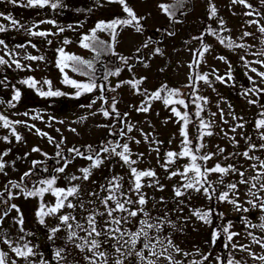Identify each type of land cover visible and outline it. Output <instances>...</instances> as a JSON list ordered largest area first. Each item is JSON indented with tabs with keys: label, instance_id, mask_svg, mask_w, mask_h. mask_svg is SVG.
<instances>
[{
	"label": "rangeland",
	"instance_id": "obj_1",
	"mask_svg": "<svg viewBox=\"0 0 264 264\" xmlns=\"http://www.w3.org/2000/svg\"><path fill=\"white\" fill-rule=\"evenodd\" d=\"M53 1L58 11H36L32 5L17 9L20 0H13L14 4L0 0V59L4 61L0 63V117L9 122L5 127L0 120L3 264H264L260 259L264 257V213L257 215L264 205V126H258L264 120V32L260 31L264 0H129V9L140 19L141 28L133 21L118 23L114 35L103 26L131 20L123 16L125 5ZM174 15L182 16V21H175L176 36L166 31L157 45L146 47L147 42H156L161 28ZM202 32L210 48L194 40ZM217 36L226 42L214 38ZM88 37L101 42L102 51L110 49L108 42H112L121 62L108 88L94 86L85 96H74L83 88L65 86L68 80L63 77H77L69 71L61 74L65 68L58 51L73 53L89 65L91 53L81 47ZM141 48L145 49L142 60L133 64L131 59ZM196 58L200 77L206 80L197 82L192 93ZM164 72L168 79L163 78ZM80 82L78 85L83 84ZM165 89L176 93L169 96L165 92V97L174 98L179 116L154 97ZM17 92L19 97L14 99ZM179 100L185 103L179 104ZM189 115L197 123L189 122L186 130L205 125L214 129V136L203 137L205 153L213 155L211 165L223 161L232 165L228 176L235 174L230 177L235 188H231L229 201L220 220L213 221L216 228L235 234L226 252L202 240L206 224L198 220L199 211L190 207L208 204L209 197L191 191L175 200L172 190L184 187L178 186L181 176L164 175L167 154L182 146L179 118ZM113 128L122 135L119 149L127 145V155L137 158L134 163L131 159L121 167L119 157L104 154L68 164V156L62 154L58 166L63 168L62 174L50 189L46 183L40 185L43 172L49 174L43 165L45 158L71 153L77 146L89 149ZM97 160L99 164L93 166ZM160 161L162 166H158ZM133 168L154 173L140 178L138 191L132 186L136 183ZM83 169H88L87 179ZM72 187L77 192L66 199L60 196L63 206L50 212L58 203L54 191ZM19 192L34 194L21 198ZM109 196L115 198L109 200ZM141 196L143 205L138 202ZM117 200L125 210H115ZM69 203L74 207L69 208ZM205 209L209 215V208ZM109 210H114L112 216ZM132 211L137 215L130 216ZM64 216L69 217L67 222L62 220ZM89 217L95 219L101 235H89ZM114 218L120 223H114ZM116 228L120 231H114ZM137 232L141 235L133 247L131 234ZM25 246L31 254L20 256L14 251H26Z\"/></svg>",
	"mask_w": 264,
	"mask_h": 264
},
{
	"label": "trees",
	"instance_id": "obj_2",
	"mask_svg": "<svg viewBox=\"0 0 264 264\" xmlns=\"http://www.w3.org/2000/svg\"><path fill=\"white\" fill-rule=\"evenodd\" d=\"M7 1H10L11 4L12 3L14 4L13 0H7ZM20 1L21 2H19L18 6L15 5V6H17V9L28 8V6H29L28 1H26V0L25 1L20 0ZM60 1H62V0H60ZM105 1L106 2H113L114 4H117V5L123 4V5L127 6L128 8L130 7L129 6V0H123V3H121L120 0H97V2H100L102 4H104ZM24 2L27 3V5H26L27 7L22 6V5H25V4H23ZM52 5H55V7H53ZM32 7L36 11H40L43 9L47 10V11L48 10L49 11L56 10V9H57V11L59 10V6H57L55 4V1H53V0H48V2L44 6L32 5ZM13 8H15V7H13ZM123 16L131 19V17H129L127 13H125V15H123ZM170 18L171 19H168L169 22L167 23V25H164L161 28L162 33L158 38H156V42H154V41L147 42L146 47H148V46L152 47V46L157 45V43L162 40L164 32H166V31L169 32V35L171 37H173L176 34L174 32L175 31L174 29L177 26V23H175V21H179V19L181 20L182 16H180V15L175 16L174 15V17H170ZM138 20H140V19H136L133 22L135 25H139V28H141L142 23H140ZM115 22H117V20H115L114 23ZM117 31L118 30H116V27L111 29L112 35H114V33H117ZM206 33H208V32H206ZM203 34H205V33L202 32L199 35V37L196 36L194 38V40L197 42H199V41L202 42V44H203L202 47H204L206 45V47L208 46L210 48L211 44L208 41V37L206 34L205 35H203ZM209 36L212 37L210 34H209ZM214 38H217L221 41H225L222 37H219V36L214 37ZM108 43H109L108 45H109L110 49H107V51H102L100 49L101 42H99L97 40H92V39L90 40V37H88V40L84 44L83 43L81 44L82 45L81 47L87 49L91 53V58H90L91 64H89V65L87 63H79L77 60L64 59V57H76V55L73 53H68L67 51L59 48L60 50L58 49L59 50L58 51V57L61 61L60 64L63 65V67L65 68V71H63L61 74L64 76L67 73L66 71H69V72H72L77 78H79V79H77L74 77L73 78H70V77L64 78L63 77V79L68 80V82L69 81L74 82V83H68L67 82L68 84L66 83L65 86H68V88H69V84L74 86V85H78L79 82L81 81L83 83L82 84L80 82L82 85L91 84V85H94L95 87H97V89L103 88L104 85L106 86V88H108V83L111 84V79L114 76H116V73L119 69V63L121 62V58L113 50L112 42H108ZM84 45H87V47H85ZM144 50L145 49L141 48L137 53L134 54V57L132 55L133 59H131V60H134L133 64H135L137 61L142 60V52ZM61 52L64 54L63 57L61 56ZM199 54H200V52H197V55H199ZM79 61H82V60H79ZM122 62H125V61H122ZM199 62H200V60L198 58H196L194 63H193V75L191 78L192 85H190L192 87L191 88L192 93L193 92L195 93L194 87L196 86L197 82H202V81L206 80V77H205V80L202 77H200V75H202V74H200L201 71L198 68ZM129 65L131 66V64H129ZM163 75H164L163 76L164 79H168V77L165 75V72L163 73ZM209 78H211V77L209 76ZM211 80H213V79H211ZM73 90H75V89H73ZM100 90H102V89H100ZM170 90L171 89H165V91L164 90L159 91L161 98L157 99V101L162 102L169 112H173V108H176V105L173 104L174 98L170 99L168 97H165V96H167L165 92H170ZM88 91L89 90H85L83 88L82 92L81 93L79 92L80 94L74 93V96H76V95L77 96H79V95L85 96L86 93H88ZM176 97L177 96H175V100H176ZM188 98H189V100H192L191 94H189ZM165 99H168L170 102L168 104H165L164 103ZM183 114H185V113L183 112ZM120 115L121 114H119V116ZM184 117H186V118H184ZM195 121H196V117L192 116V115H189V117L182 116L179 118V123H180L179 139L182 143V146L178 151L174 150L172 152V153H176L177 155H175L173 157H169L167 154V159L165 160L166 166L163 165V166H165L164 169H166V172H164V175L180 174V176H181L180 177V184L181 185H178V186H184V187H182L183 190L179 191L180 193L182 191H184L183 195L181 194V197H185L184 195L188 196L191 191H194V194H196V193L201 194V195L204 194L205 196L209 197L207 199L208 204L206 203V205H203V206H190V207H193L195 210H198L199 214H203L206 212L205 207L209 208V215L207 216V220L201 219L200 216L198 214H196V216L199 217L198 220L199 221L202 220L203 222H205L204 224H206L205 225V232H204L205 237L202 238V240L203 241L207 240V242H209L211 244V246H213V248L216 246H218V247L220 246L219 248L222 247L224 249V251L226 252V247L229 244V242H228L229 241V238H228L229 234L227 231L223 230L224 228H222V229L220 227L216 228L213 221L215 219H217V221L220 220V214L222 212V208L229 201L228 199L232 193V190H231L232 187H230V186L233 185L232 180H234V178L231 179L232 178L231 176H233L235 174L232 172L230 174V176H228V173L232 171L231 170L232 169L231 164L225 165V164H223V161H221V162L217 161L218 163H216L213 166L211 165L213 155L211 153H208V154L205 153V151L203 149V137L205 135H208L207 133H211V135L214 136L215 135L214 129H212L211 126L205 125V126L197 127L194 130L191 128H190V131H189V129L186 130V125L189 122L193 123ZM195 123H197V122H195ZM114 128L111 130V133L109 135H106L104 138H101L99 140V142H97V144L92 145L89 149H86L82 146H77L76 149H73L71 153L66 152V154H65V153H63L64 152L63 151L58 157H53V156L49 157L48 156L47 158H45V160L43 161V165L46 168H48L47 170L49 171V174L45 175L43 172L42 179H39L40 185L44 184V183H42V181H48V180H54L55 181L56 177L59 174H62L61 171L57 172L58 166H59V164L61 162V158L63 156L62 154L68 156V158H67V159H69L67 161L68 164H73V163H75L76 160L77 161H79V160L86 161L89 159L88 157H91L92 159H90V160H93L95 158L101 157L104 154H113L114 157H116V156L119 157L120 161L122 162L121 167H123L125 165V163H124L125 161L121 157V155H119V153H123V150L119 149L120 148V142L122 139L121 138L122 135L117 129H114ZM170 140H171L170 143H173L172 138H170ZM185 140H187V143H185ZM105 148H107L108 151H105L104 150ZM185 148L189 149V154L180 155V153L184 152ZM127 154L128 153H125V155H127ZM192 155H195L197 157L195 163L197 166L200 167L201 173L203 174L202 177L200 178V183L195 185V188H199V191L195 190V188L186 187V185L189 183V181L193 180V178L195 177V172L190 169V165L193 163V161L191 159ZM203 157H210V158L209 159H202ZM131 159H132V161L137 160L135 155L128 156V161ZM111 161L113 162L114 160H111ZM217 165H219L222 168L228 169V171H226L224 173L208 171L212 168H215ZM158 166H162L161 161H160ZM127 169L128 168L126 167L124 170H121V171H126ZM186 169H188L187 172H186ZM37 171L39 172L38 169H36V172ZM130 171L132 172V169H130ZM28 177H31V175H28ZM132 186H135V185L132 184ZM177 191H178V189L174 188V190H172V192H173V194L174 193L175 194L172 195L170 193V195L175 196ZM225 193H227L226 198H222V197H224ZM17 194H19V197L23 198L22 197L23 193L19 192ZM27 195H28V193L23 194V196H25V198L27 197ZM4 197L5 196L3 194V197H1V200H3ZM177 197H180V195L179 196L176 195L174 199L177 200ZM167 200H170V199L167 198ZM197 234H199V233H197ZM224 242H225V248L223 247ZM222 248L220 250H222ZM222 264H224V263H222Z\"/></svg>",
	"mask_w": 264,
	"mask_h": 264
},
{
	"label": "snow or ice",
	"instance_id": "obj_3",
	"mask_svg": "<svg viewBox=\"0 0 264 264\" xmlns=\"http://www.w3.org/2000/svg\"><path fill=\"white\" fill-rule=\"evenodd\" d=\"M47 2H48V0H28L29 5H40V6H44ZM120 2L123 3V0H120ZM233 2H234V3H235V2H241V3H243V0H233ZM52 6L55 7V5H52ZM124 10L128 13V16L131 17V20L117 21V22H115V23H113V24H108V25L103 26V27H107V28L113 29V28L116 27V24H118V23L130 24V23H132V21H135V20L137 19V18L135 17L134 13L132 12V10L129 9L127 6H125V9H124ZM212 14H213V15L215 14V9H212ZM98 27H102V26H101V25H98ZM0 30H3V28H0ZM260 31H261V32H264V27H261V28H260ZM35 34H37V35H44V33H35ZM245 35H249V34L246 33ZM85 39H87V38H85ZM0 43H3V41H0ZM84 46L87 47V45H84ZM63 55H64V54L61 52V56H62V57H63ZM29 58H30V59H37V57H29ZM64 59L77 60L79 63H84L83 61H79L78 58H76V57H64ZM0 63H4V61H3L2 59H0ZM17 66L19 67V65H17ZM261 75H264V74H261ZM26 83H31V82L26 81ZM69 83H74V82L69 81ZM77 87H79V88H84L85 90H91V88L94 87V85H91V84H85V85H77ZM47 94H48V95H60V93H53V92H49V93H47ZM174 94H176V93L169 92V96H172V95H174ZM153 95H154V97L157 98V99L161 98V97H160V92H159V91L156 92V93H154ZM18 97H19V93L17 92V93H16V97H14V99H15V98H18ZM169 102H170V101H169L168 99H165V100H164V103H165V104H168ZM177 102H178L179 104H184V103H185L183 100H179V101H177ZM144 110H146V109H144ZM173 112H175L177 116L180 115L179 112H176V109H175V108H173ZM105 115H108V113L105 112ZM197 115H199V113H197ZM0 120H4V125H5V127L8 126L9 122H8L7 120H5L3 117H0ZM258 126H264V120H261V121L259 122V125H258ZM207 134H208V135H211V133H207ZM17 139H19L18 136H17ZM185 143H187V140H185ZM104 150H105V151H108L107 148H105ZM34 151H36V149H34ZM77 151H78V150H77ZM128 151H129V150H128V146H127V145H124V146H123V153H119V155H121V157L124 159L125 162H128V156L125 155V153H128ZM78 154H79V153H78ZM186 154H189V149H187V148H185L184 152L180 153V155H186ZM175 155H177V154H176V153H172V152H169V153H168V156H169V157H173V156H175ZM245 155H247V153H245ZM88 158H89V159H92L91 157H88ZM209 158H210V157H203L202 159H209ZM191 159H192L193 163L190 165V169H191L192 171L195 172V177L193 178V180L189 181V183L186 185V187H188V188H195V185H197V184L200 183V178L202 177L203 174L201 173L200 167L197 166L196 163H195L197 157H196L195 155H192V156H191ZM99 162H100V161L97 160L93 166H97V165L99 164ZM133 163H134V161H133ZM3 167H4V165H3L2 163H0V169H3ZM261 167L264 168V163L261 164ZM58 171H63V168L58 169ZM82 171L84 172V177H83V178H84V179H87V178H88V174H89L88 169H83ZM187 171H188V169H186V172H187ZM208 171L224 173V172L228 171V169L222 168V167H220L219 165H217L215 168H212V169H210V170H208ZM132 172H133V175H134L135 178H136L135 188H136L137 191H138V190L140 189V187H141V184H140V178H141V177H143V176H152V175H154V173H152V172H150V171H149V172H137V170H136L135 168L132 169ZM241 175H243V174L241 173ZM241 182H243V181H241ZM42 183H46V184L48 185L49 189H50L51 186H52V184L54 183V180L42 181ZM13 186H14V187H19V185H13ZM254 186H255V185H253V187H254ZM230 187L235 188V185H231ZM261 187L264 188V185H262ZM45 190H46V189H40V192H43V191H45ZM195 190L199 191V188H195ZM76 192H77V189H76L75 187L69 188V189H67V191H65V190H63V189H59V190L54 191L53 194H54V195H57V197H58V203H57L56 208H51V209H49V211L54 213V212L57 210V208L63 206V205H62V202L59 201V197H60V196H64V198L66 199L67 197L72 196V195L75 194ZM33 194H34V193H32V192H29V193H28V195H33ZM176 195L179 196V195H181V193H180L179 191H177V192H176ZM226 196H227V193H225V194H224V197H222V198H226ZM114 198H115L114 196H109V197H108L109 200L114 199ZM125 202H126V203H132L131 200H127V201H125ZM138 202H139V204H141V205H143V204L145 203V200H144L143 196L140 197V199H139ZM105 204L107 205V201H105ZM67 206H68L69 208L74 207V205H72L71 203H69ZM13 207H15V205H13ZM262 207H264V205H262ZM115 210H120V211L125 210V209H124V204L121 203L119 200H117V201H116V209H115ZM113 211H114V210H109V211H108V215H109V216H112V212H113ZM245 211H246V209H245ZM129 215H130V216H135V215H137V213L134 212V211H132V212H129ZM198 215L200 216L201 219L207 220L208 213H203V214H199V213H198ZM68 219H69V217H67V216L62 217V220H63L64 222H67ZM41 222H42V221H41ZM113 222L116 223V224H119V223H120V221H119V220H116L115 218H114ZM141 223L147 225V222H146V221H142ZM89 226H90V228H91V231L89 232V235H91L92 233H95L96 236L101 235L100 232L96 231V227H95V219H94L93 217H89ZM147 227H153V226H152V225H147ZM262 227H264V226H262ZM114 231L119 232L120 229H119V228H116ZM225 231H227V229H225ZM141 232H143V229H141ZM121 235H123V234L121 233ZM140 235H141L140 232H137V233H133V234H131L132 238H131V240H130V243H131V245H132L133 247H135V244H136L137 240L139 239ZM143 235H144L145 237H147L148 234H147V232H143ZM232 235H235V234H230L229 237H228L229 240H231ZM169 244H171L170 241H169ZM96 246H97V243H96L95 241H93V242H92V247L95 248ZM262 246H264V245H262ZM25 247H26V251H21V250L18 249V248H17V249H14V251L17 253V255H20V256H26V255H28V254H31V251H32V250H31L30 248H27V246H25ZM145 247H149V245L146 244ZM118 251H119V249H118ZM177 251H179V249H177ZM57 255H59V253H57ZM101 255H103V254H101ZM142 259H143V257H142ZM260 259H264V257H260ZM0 264H3V260H2V259H0ZM93 264H95V262H93ZM117 264H121V262H120V261H117ZM149 264H151V262H149Z\"/></svg>",
	"mask_w": 264,
	"mask_h": 264
},
{
	"label": "flooded vegetation",
	"instance_id": "obj_4",
	"mask_svg": "<svg viewBox=\"0 0 264 264\" xmlns=\"http://www.w3.org/2000/svg\"><path fill=\"white\" fill-rule=\"evenodd\" d=\"M2 40V39H1ZM263 211V212H261ZM264 213V208L263 207H259L257 215L261 217V215ZM252 217V216H251ZM252 219V218H251Z\"/></svg>",
	"mask_w": 264,
	"mask_h": 264
}]
</instances>
